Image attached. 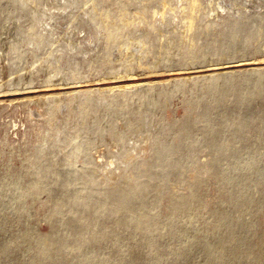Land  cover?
<instances>
[{"label":"rangeland","instance_id":"rangeland-1","mask_svg":"<svg viewBox=\"0 0 264 264\" xmlns=\"http://www.w3.org/2000/svg\"><path fill=\"white\" fill-rule=\"evenodd\" d=\"M0 264H264V0H0Z\"/></svg>","mask_w":264,"mask_h":264},{"label":"bare ground","instance_id":"bare-ground-1","mask_svg":"<svg viewBox=\"0 0 264 264\" xmlns=\"http://www.w3.org/2000/svg\"><path fill=\"white\" fill-rule=\"evenodd\" d=\"M191 22V21H190ZM135 83H138L136 86H138L139 84H141V83H139V82H135ZM143 84H146V83H143ZM129 84H124V85H122L121 84V86L120 87H125V86H128ZM117 202H118V206L119 207H123V208H125L126 206H127V204H128V194L127 193H124L123 195H120L119 197H118V200H117ZM222 219V218H221Z\"/></svg>","mask_w":264,"mask_h":264}]
</instances>
